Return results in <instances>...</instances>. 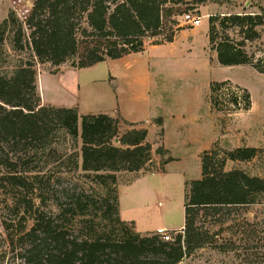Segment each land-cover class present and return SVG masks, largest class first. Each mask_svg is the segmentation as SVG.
<instances>
[{
	"label": "trees",
	"instance_id": "obj_1",
	"mask_svg": "<svg viewBox=\"0 0 264 264\" xmlns=\"http://www.w3.org/2000/svg\"><path fill=\"white\" fill-rule=\"evenodd\" d=\"M205 1L33 0L21 18L17 14L20 0H12L14 8L0 21V48L12 33L14 49L31 48L38 63L59 65L74 58L73 67H89L144 50L148 37L163 34L153 44L173 41L183 28L178 16L192 9L199 14L198 5ZM225 17L247 27L252 32L248 38L254 39L258 37L256 27L264 23V10ZM214 20L210 16L211 44ZM214 49L223 65L250 63L264 73L262 60H255L238 44L226 41ZM230 83H211L212 105L218 106L215 92L230 89ZM237 87L238 93L232 88L230 101L237 108L244 100L238 111L250 109V92ZM62 131L75 140L81 138L80 152L75 155L82 158V170L95 173L102 191L93 196L66 186L54 202L59 213L46 215L41 208L47 206L46 180L34 163L47 150L53 151ZM118 134L119 119L107 113L80 114L76 107L42 104L34 59L22 60L10 74L0 70V188L15 192L13 206L17 212L29 213L33 222L29 229L22 228L28 240L24 252L28 263L177 264L207 244L227 250L225 244L216 242L205 220L211 215L224 222L234 207L256 203L264 194V177L226 169L228 160H251L261 150L255 146L224 150L217 144L205 150L202 176L188 184L185 194L184 225L165 239L157 232L138 233L121 218L117 172L143 169L153 161V146L147 141V129L127 131L116 145L113 140ZM157 152L163 154L164 147ZM75 163L79 167L78 160ZM69 219L75 223H67ZM73 225L77 229L71 230Z\"/></svg>",
	"mask_w": 264,
	"mask_h": 264
},
{
	"label": "rangeland",
	"instance_id": "obj_2",
	"mask_svg": "<svg viewBox=\"0 0 264 264\" xmlns=\"http://www.w3.org/2000/svg\"><path fill=\"white\" fill-rule=\"evenodd\" d=\"M262 1L206 0L198 5L199 14L195 9L190 10L189 12L194 15H202L203 7L207 6L204 13L215 16L213 23L215 41L206 48L207 54L204 51L205 43L208 44L205 18L195 31L182 33L176 40L175 46L148 45L145 50L123 59H109L100 62L94 68L84 69L82 74L85 78L103 79L112 71L118 80H133L148 85L151 94L154 92L157 94L158 91L155 89L154 81L160 83V77L166 78L167 83L161 86L165 92L164 98H169L171 95L175 100L182 114L186 115L185 121L189 125V131L195 132V136L202 135L209 138L216 134V142L209 149L216 144L224 150H233L239 145L257 143L256 130L248 127V118L255 124L257 120L264 118V74L251 65H223L219 62L217 54H212V50H215L218 44L228 41L242 46L248 55L254 56L255 60L261 59L264 63V23L256 27L258 37L249 39L252 32L247 27L239 26L225 17L230 14L260 13L261 9L254 6H260ZM19 4L17 14L23 18V10H29L33 0H20ZM12 8H14L12 0H0V21L8 16ZM178 21L183 24L182 26H190L182 15L178 16ZM11 37L12 33H9L0 48V70L10 74L22 60L34 59L40 95L39 83L43 71L56 73L60 68L58 66L73 67L74 58L59 65L51 62H46L45 65L38 63L31 48L26 47L23 51L15 50ZM162 39L163 34L148 37L145 44H152L153 40ZM152 66H155L153 72L155 75L158 74L159 78L151 73ZM227 79L236 81L250 91L253 106L248 115H236L238 107L243 106L244 100H241L237 108L230 101L232 87H237L232 82L228 85L232 86L230 89L225 87L215 92L218 106L213 104L210 107L211 83ZM237 88L242 91L241 87ZM99 94L102 92L100 91ZM94 98L96 97L89 98V108L92 111L109 106L108 102L103 104L101 99L94 100ZM116 118L119 119V134L113 143L120 145L119 138L127 131H124L125 125L120 118ZM212 121L216 124L214 125ZM173 139L176 140L175 137ZM56 140L51 147L53 151L47 150L34 163L40 167L41 174L46 180L47 187L43 195L47 198V206L41 207L46 215L59 213L54 202L63 195L62 190L66 186L82 189L93 196L102 191L94 177L95 173L82 170V158H77L75 155L80 152L81 138L75 140L62 131L58 133ZM160 146L162 145L153 147V161L140 171L117 172L118 192L122 216L133 218L141 234L158 226L172 228L163 232L156 231L167 239L174 236L175 232L181 231L180 227L184 222L185 194L188 184L202 176L201 157L205 150L198 153L199 147L192 148L188 152L175 148L160 154L157 152ZM259 146L261 151L258 156L246 161L228 160L226 169H242L251 175L264 177V142ZM171 156L180 157L181 160L169 162ZM76 160L79 162V167L75 163ZM133 181L135 183L131 184ZM14 193L10 188L4 191L0 188V264H30L24 255L28 240L23 237L22 228L26 226L29 229L33 222L28 218L29 213L22 210L17 212L18 208L13 206ZM87 218H92V215ZM218 218L210 215L205 220V224L215 235L216 242L225 244L227 250L207 244L177 264H264V194L259 196L256 203L234 207L224 222L218 221ZM6 223L10 224L9 229L5 228ZM67 223L74 224L75 221L69 219ZM127 223L138 232L134 222L127 221ZM73 229H77V226L73 225L71 230Z\"/></svg>",
	"mask_w": 264,
	"mask_h": 264
},
{
	"label": "crops",
	"instance_id": "obj_3",
	"mask_svg": "<svg viewBox=\"0 0 264 264\" xmlns=\"http://www.w3.org/2000/svg\"><path fill=\"white\" fill-rule=\"evenodd\" d=\"M204 10L207 6L203 7ZM237 8V6H236ZM254 8H263L264 10V0L260 4V6H254ZM203 13L202 22L197 26H186L184 25L181 30H179L173 41L164 42L160 44H170L176 45V40L178 37L188 31H195L197 27H199L203 23V19H207V26H206V33L208 36V44L204 45V51H207L208 45L210 46V22H209V15ZM183 25V24H182ZM160 44H145V48L148 45H160ZM144 48V50H145ZM191 50V49H190ZM141 52V51H140ZM133 52L127 54L119 59H123L126 56L132 55ZM208 52H206L207 54ZM212 54L218 53L216 50H212ZM213 58V57H212ZM116 59V60H117ZM109 60V59H106ZM104 60V61H106ZM115 60V59H113ZM103 62V61H102ZM100 62L89 66V67H66V66H58L60 67L56 73H51L50 71H43L40 78V92L42 97V104L44 105H54V106H65V107H76L80 114H88V113H107L112 117H119L120 120L125 125L124 131H129L132 129H147V141L152 144L153 147H158V145H162L164 149L168 152L175 150V148L180 149L183 152H188L190 149L197 148L200 152L209 149L214 142H216V134L212 135L211 138L206 136H195V132L192 130L189 131V125L186 124L185 114H182L181 109L178 107L175 100L171 97L164 98V90L161 86H165L167 83L166 78L160 77V83L154 81L155 89H158L157 94L154 92L148 91L149 87L146 84H141L139 82H135L133 80H118V77L113 74L112 71L109 72L108 77L100 79V78H85L82 74L84 69L87 68H94ZM46 63H43L45 65ZM234 65H251L250 63H241V64H234ZM233 66V65H230ZM255 68V67H254ZM152 69V74L155 77H158L153 72L155 70V66L150 67ZM256 69V68H255ZM257 70V69H256ZM258 71V70H257ZM260 72V71H258ZM262 73V72H260ZM264 74V73H262ZM162 76V75H160ZM159 78V77H158ZM157 78V79H158ZM230 82L239 85L243 88L245 86L237 83L236 81L227 79ZM223 81V80H222ZM160 84V85H159ZM248 90V88H246ZM102 94H99V92ZM249 91V90H248ZM250 92V91H249ZM99 94V96H98ZM251 94V93H250ZM96 97L94 100L101 99L105 104V102L109 103L108 107H104L102 110L92 111L89 108L90 104V97ZM89 97V98H88ZM99 97V98H98ZM248 110H239L236 112V115H248L252 109ZM210 107H212L211 99H210ZM160 119V121H159ZM215 125L216 123L212 121ZM257 124L250 118H248V127L254 128L256 131L255 142L257 143H249L244 144L246 146H255L260 147L261 142H264V118L257 120ZM215 132V128H214ZM216 133V132H215ZM154 137V139H153ZM176 138V140L173 139ZM241 146V145H239ZM173 160H181L180 157L171 156ZM166 163V167L169 164ZM137 180V179H136ZM135 180V181H136ZM135 181H133L134 184ZM130 185V184H129ZM125 186V185H124ZM120 191V189H119ZM120 199V195H119ZM133 197V201H134ZM120 207V215L121 218L125 221H132L136 226V230L140 233L137 223L133 218L122 216V211ZM184 225H181L182 228ZM159 229L169 230L172 228H168L166 226H158L156 229H150L147 232L143 233H151L156 232Z\"/></svg>",
	"mask_w": 264,
	"mask_h": 264
},
{
	"label": "built area",
	"instance_id": "obj_4",
	"mask_svg": "<svg viewBox=\"0 0 264 264\" xmlns=\"http://www.w3.org/2000/svg\"><path fill=\"white\" fill-rule=\"evenodd\" d=\"M182 17L184 18V20L190 24V26H197L200 24L201 22V19H202V16L201 15H194L190 12H187V13H184L182 15ZM233 89H236L234 87H232ZM236 93H238V90L236 89L235 90ZM159 232H163L164 230L163 229H159L158 230Z\"/></svg>",
	"mask_w": 264,
	"mask_h": 264
}]
</instances>
